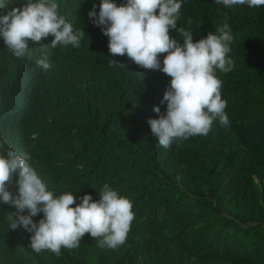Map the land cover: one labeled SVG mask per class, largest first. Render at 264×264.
<instances>
[{
  "label": "trees",
  "instance_id": "16d2710c",
  "mask_svg": "<svg viewBox=\"0 0 264 264\" xmlns=\"http://www.w3.org/2000/svg\"><path fill=\"white\" fill-rule=\"evenodd\" d=\"M21 1L8 0L9 7ZM60 1L88 21L92 11L98 18L102 3ZM225 14L234 67L216 69V76L229 123L214 121L207 136L168 148L148 122L166 114L161 101L171 77L113 56L103 26L91 27L82 49L48 55L37 47L46 56L39 58L29 43L30 56L0 59L1 147L27 153L54 196L71 192L79 204L91 194L95 202L107 184L132 202L135 214L119 247H100L86 233L78 248L62 247L57 256L35 252L34 233L22 226L12 230L17 209L0 200V264H264V6L183 0L177 29L198 42L212 31L219 35ZM172 37L183 43L178 31ZM6 49L0 36V51ZM40 59L51 65L47 71L38 67ZM16 181L18 175L8 185L13 195Z\"/></svg>",
  "mask_w": 264,
  "mask_h": 264
},
{
  "label": "clouds",
  "instance_id": "9594fccd",
  "mask_svg": "<svg viewBox=\"0 0 264 264\" xmlns=\"http://www.w3.org/2000/svg\"><path fill=\"white\" fill-rule=\"evenodd\" d=\"M22 6L9 7L8 0H0V36L8 49L0 51V59L24 57L29 43L40 47L45 54L57 49L77 50L87 46L91 27L103 26L109 37V50L113 56H124L137 65L160 70L171 77L161 103H167L166 114L150 119L151 133L161 146L168 148L174 141L190 137L207 136L214 121L229 123L225 114L227 102L221 97L222 81L216 69L228 73L234 62L228 57L232 40L227 14L225 23L206 38L193 42L189 30L180 26L183 0H102L99 15L92 11L89 21L69 7L61 8L60 0H26ZM225 7L245 5L264 6V0H215ZM191 23V20L188 21ZM183 37L181 44L172 36ZM166 54L161 67L160 55ZM118 63L116 61H112ZM47 71L51 65L46 59L37 62ZM121 66H124L120 64ZM154 111L160 113L159 107ZM0 141V200L15 206L17 212L10 224L12 230L23 227L30 233V247L37 253L48 250L59 256L61 248H78L86 233L98 239L100 247L117 248L122 245L134 220L132 202L121 197L107 184L93 201L85 194L81 203L66 192L54 196L46 183L27 161V153L1 147ZM18 175V194L13 195L8 185ZM76 204L75 207L72 205ZM27 210L28 214L23 213ZM44 217L36 223L33 217ZM11 219V217H10Z\"/></svg>",
  "mask_w": 264,
  "mask_h": 264
}]
</instances>
